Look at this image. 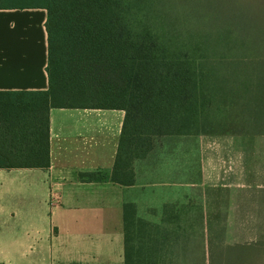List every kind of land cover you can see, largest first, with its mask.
I'll return each mask as SVG.
<instances>
[{
    "label": "crops",
    "instance_id": "crops-1",
    "mask_svg": "<svg viewBox=\"0 0 264 264\" xmlns=\"http://www.w3.org/2000/svg\"><path fill=\"white\" fill-rule=\"evenodd\" d=\"M45 18L0 9V264H124L126 213L182 211L202 221L207 264H263L264 161L242 142L264 131L156 136L123 185L111 174L124 110L50 106L49 166L26 158L45 120L32 94L48 88Z\"/></svg>",
    "mask_w": 264,
    "mask_h": 264
},
{
    "label": "trees",
    "instance_id": "trees-1",
    "mask_svg": "<svg viewBox=\"0 0 264 264\" xmlns=\"http://www.w3.org/2000/svg\"><path fill=\"white\" fill-rule=\"evenodd\" d=\"M24 8L46 11L48 88L32 92L45 120L40 150L24 153L41 168L50 163V106L124 110L111 174L123 185L156 136L264 131V53L252 48L260 38L204 30L165 0H0V9ZM124 222V264H207L193 230L199 216L170 212L153 223L126 213Z\"/></svg>",
    "mask_w": 264,
    "mask_h": 264
},
{
    "label": "rangeland",
    "instance_id": "rangeland-1",
    "mask_svg": "<svg viewBox=\"0 0 264 264\" xmlns=\"http://www.w3.org/2000/svg\"><path fill=\"white\" fill-rule=\"evenodd\" d=\"M168 4L174 5L180 14L188 13L191 18H196V25L202 29L215 31V29L229 27L232 38H260L257 44L252 47L261 55L264 53V33L258 29V24L264 22V0H165ZM198 9V11H195ZM256 47V48H255ZM263 53H262V52ZM83 96L72 97L71 101H85ZM248 148L249 161H264V135L244 137L243 142ZM262 165V164H261ZM260 164H255L256 170L260 172ZM250 166V165H249ZM252 167V166H251ZM264 169V168H263ZM257 227L259 225L256 224ZM264 228V224L260 226ZM264 264V258H263Z\"/></svg>",
    "mask_w": 264,
    "mask_h": 264
}]
</instances>
